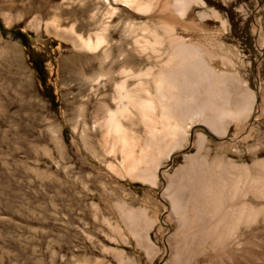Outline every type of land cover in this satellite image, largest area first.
Returning a JSON list of instances; mask_svg holds the SVG:
<instances>
[{
	"label": "rangeland",
	"instance_id": "rangeland-1",
	"mask_svg": "<svg viewBox=\"0 0 264 264\" xmlns=\"http://www.w3.org/2000/svg\"><path fill=\"white\" fill-rule=\"evenodd\" d=\"M121 1L0 0V25L25 38L0 34V264H120L116 252L124 260L147 264L131 238L124 245L113 232L111 227L120 225L115 205L153 213L155 202L162 205V187L151 190L108 170L121 158L110 155L103 123L106 112L116 110L115 84L123 80L119 72H157L167 60L169 36L202 48L215 73L236 78L254 94L256 106L242 135L250 137L237 146L241 154L255 146L264 149V0H199L182 17L174 0H166L162 12L163 0H138L152 4L141 15ZM102 20L109 28L107 59L105 47L92 54L78 52L46 29L51 24L94 41ZM140 46L146 47L141 51ZM31 54L43 60L54 107L42 96L29 64ZM139 79L127 80L125 88L139 83L153 93L152 85ZM130 123L123 126L142 141L143 125L137 118ZM194 133L206 136L212 157L218 147L232 144L234 132L221 140L202 125L194 127L191 145L172 156L165 172L195 155ZM226 157L237 161L228 151ZM259 157L264 159V153ZM254 159L238 161L252 164ZM158 215L165 233L156 240V229L150 236L165 251L171 229L164 224L165 212ZM254 240L264 254V229L255 232ZM169 259L164 253L152 264Z\"/></svg>",
	"mask_w": 264,
	"mask_h": 264
},
{
	"label": "bare ground",
	"instance_id": "bare-ground-1",
	"mask_svg": "<svg viewBox=\"0 0 264 264\" xmlns=\"http://www.w3.org/2000/svg\"><path fill=\"white\" fill-rule=\"evenodd\" d=\"M121 2L137 15L152 9L149 2ZM166 3L161 2L160 12ZM190 4L201 3L174 0L173 6L182 17ZM109 10V14L115 13V9ZM46 29L71 43L78 52L92 54L105 47L103 55L105 59L109 57L107 21L101 22L99 32L93 35L94 41L75 36L71 30H58L51 24ZM162 29L169 32L170 26L163 23ZM154 41L159 43L156 38ZM168 42L167 60L154 74L151 69L136 74L119 72L123 80L115 84L116 110L107 111L103 123L110 155L121 158L117 166L109 164L108 170L120 179L151 190L162 187V205L155 202L157 209L150 213L146 207L132 209L117 203L121 226L111 228L124 245L131 238L147 264L164 253L170 257L166 264H264V254L258 252L260 245L254 240L255 232L264 229V159L259 157L264 149L255 146L241 154L237 146L250 137L242 135L256 106L255 96L236 78L215 73L202 48L171 36ZM139 78L152 85L153 93L139 83L132 90L125 88L127 80ZM133 118L144 127L142 141L134 140L123 126V122L130 123ZM199 125L221 140L233 130L234 147L232 144L218 147L217 153L210 157L206 136L194 133L195 155L186 156L183 165L174 172H165L172 156L191 145L192 129ZM227 151L237 161L226 157ZM251 156L255 158L252 164L238 161ZM160 211L165 212L164 224L171 229L165 251L150 236L156 229V240L165 233L159 220ZM104 222L109 226L107 220ZM115 254L120 264H135L122 259V253Z\"/></svg>",
	"mask_w": 264,
	"mask_h": 264
},
{
	"label": "trees",
	"instance_id": "trees-1",
	"mask_svg": "<svg viewBox=\"0 0 264 264\" xmlns=\"http://www.w3.org/2000/svg\"><path fill=\"white\" fill-rule=\"evenodd\" d=\"M10 33L12 37L17 40L24 41L23 34L19 33L16 30L5 31L0 25V34ZM29 64L31 65L32 70L34 71L36 78L42 88V96L47 101V103L51 106H55L54 97L48 85H46V75L43 68V60L39 55L31 54L29 58Z\"/></svg>",
	"mask_w": 264,
	"mask_h": 264
}]
</instances>
